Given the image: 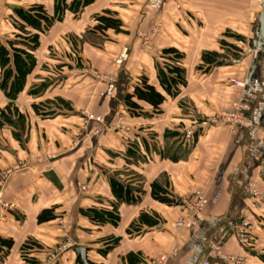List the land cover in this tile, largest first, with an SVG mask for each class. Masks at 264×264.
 Here are the masks:
<instances>
[{"label":"crops","instance_id":"0c3cea01","mask_svg":"<svg viewBox=\"0 0 264 264\" xmlns=\"http://www.w3.org/2000/svg\"><path fill=\"white\" fill-rule=\"evenodd\" d=\"M73 1L0 0L5 48L36 34L17 11L39 5L53 19L22 91L11 100L0 88V114L12 117L0 124V237L13 243L3 264H81L79 248L86 264H149L162 255L168 264H264V205L252 197L264 191V47L252 45L264 0H93L78 12ZM104 12L117 31L93 30ZM154 28L146 51L139 33ZM167 64L180 66L183 80L172 94L161 86L178 79ZM141 76L165 100L156 111L140 103L145 115L132 117L124 97ZM235 101L253 127H198ZM154 182L172 203L152 199ZM194 192L207 197L206 208L175 227L188 219ZM112 205L116 225L91 219ZM46 209L55 218L39 224ZM243 218L253 224L252 247L236 236ZM237 257L243 263L230 260Z\"/></svg>","mask_w":264,"mask_h":264},{"label":"trees","instance_id":"16d2710c","mask_svg":"<svg viewBox=\"0 0 264 264\" xmlns=\"http://www.w3.org/2000/svg\"><path fill=\"white\" fill-rule=\"evenodd\" d=\"M93 0H74L72 2L71 8L74 9V12H78L81 8H84L92 3ZM19 18L25 23V25L34 31L36 34L31 35H18L16 38L19 40L21 47H14V43L10 42L8 48L0 46V69H1V81L0 88L4 95L8 99H15L16 96L22 91L24 83L27 76H29L34 69L35 61L32 56L39 46V34L45 33L53 23V19L46 16L43 7L39 5H33L26 11L19 10L17 11ZM96 25L94 31L101 32L102 30L112 29L117 31L120 23L113 18L109 12H104L102 15L94 17ZM214 55L206 53L203 55V61L208 64L213 62ZM169 73L175 72V75L178 77L177 80H171L165 77L161 80V86L168 94H172V88L174 85L183 83L181 71L179 69H170ZM164 97L148 83L147 78L141 76L138 78L137 82L132 86L130 93L126 94L124 97V106L126 111L132 117L144 116L143 109L139 105L143 103L150 106L153 110H158L159 107L164 102ZM35 110L37 111V106L34 105ZM11 114L1 112L0 114V124L4 121L5 123H10ZM2 120V121H1ZM0 125V126H1ZM115 195H119L115 188L113 187ZM121 191L126 192L124 188H121ZM130 193V190L127 191ZM151 197L155 201L160 203L169 204L173 201L168 198L167 191L161 187L157 182L151 184ZM91 219L98 223H110L116 225L119 220V215L117 212V207L112 205L111 211L99 210L93 211L91 213ZM55 214L54 209H46L39 213L37 216V222L39 224L49 222L54 220ZM13 246V243L9 239H3L0 237V256L5 258L7 251H9Z\"/></svg>","mask_w":264,"mask_h":264},{"label":"built area","instance_id":"2783aa9c","mask_svg":"<svg viewBox=\"0 0 264 264\" xmlns=\"http://www.w3.org/2000/svg\"><path fill=\"white\" fill-rule=\"evenodd\" d=\"M158 33V28L152 29L150 32H142L141 38L143 45L148 49L151 50L152 42L154 41L155 36ZM106 79V78H105ZM104 79V80H105ZM108 80V79H107ZM231 84L237 86V87H244L245 82L244 81H238L236 79H230L229 81ZM246 109V106L242 104L239 101H235L232 103L231 107L229 109L220 110L217 112L213 117H211L208 120L200 121L198 123V127H206L208 125H229L231 127H235L237 125H242L246 127H253L254 124L251 120L246 119L242 116V111ZM89 120H92L96 123H101V118L99 116L90 114L88 116ZM120 125L116 124L114 126V129H118ZM100 128H96L92 131V135H99L101 133ZM21 166L18 165L15 167V169L20 168ZM8 174V173H7ZM85 190L84 188H82ZM252 197L255 198L259 203H262L264 205V191L261 192H252ZM208 204V199L206 196L202 195L199 192H194L192 201L186 204V209L189 212L188 219H179L177 220L173 225L178 228H185L191 224L194 223V218L201 214L204 209L206 208ZM255 204V202H254ZM4 208H10L8 204H3ZM243 225L241 228H237V237H239V240L242 242L243 245L249 244V237H250V229H247L249 221H247V218H243L242 221ZM213 255H219L220 250L219 248L214 249L212 252ZM54 258V257H51ZM149 264H168V258L164 255L157 257L156 259L152 260ZM203 264H209L207 261H205Z\"/></svg>","mask_w":264,"mask_h":264},{"label":"water","instance_id":"95a60500","mask_svg":"<svg viewBox=\"0 0 264 264\" xmlns=\"http://www.w3.org/2000/svg\"><path fill=\"white\" fill-rule=\"evenodd\" d=\"M13 8L16 9L17 7H13ZM261 8H262V11L259 14L258 23H257L256 30H255L256 37L252 43L254 47L256 46L264 47V3ZM86 252H87V249H84V248H79L75 250L76 256L80 259L81 264H86V260H85Z\"/></svg>","mask_w":264,"mask_h":264},{"label":"rangeland","instance_id":"374dc122","mask_svg":"<svg viewBox=\"0 0 264 264\" xmlns=\"http://www.w3.org/2000/svg\"><path fill=\"white\" fill-rule=\"evenodd\" d=\"M142 33V32H141ZM141 33H139V38H140V40H141V43H142V47L146 50V51H152L153 50V42H152V45H151V50H148L144 45H143V42H142V38H141ZM172 67V68H174V69H179L180 68V66H176V64H174L173 66H170V65H168L167 64V66L166 65H164V67L165 68H167V67ZM98 78H100V77H97V79ZM108 79V78H107ZM107 79H105V80H103V82H109V79L107 80ZM98 81H99V79H98ZM100 82V81H99ZM94 115V114H93ZM97 116V115H96ZM98 128V127H97ZM96 128H94V129H92V131L93 130H95ZM101 129V128H100ZM102 130V129H101ZM105 130V129H104ZM106 130H110V129H106ZM243 221V219H241L240 220V222H239V224H238V227L239 228H241L242 227V222ZM247 221H249L250 222V220L247 218ZM249 228H251L249 231L250 232H252V229H253V224L250 222V223H248V225H247V229H249ZM251 234V233H250ZM236 236H237V233H236ZM238 238V240H239V237H237ZM240 241V240H239ZM240 244L243 246V247H252V244H253V241H251L250 240V237H249V244L248 245H243L242 244V242L240 241ZM259 257H258V260L260 261V262H264V252L262 253V254H260L259 253V255H258ZM30 259V258H29ZM231 261H233V262H235V263H243V259L241 258L240 259V257H237L236 259L235 258H232V259H230ZM258 261V262H259ZM3 262H4V257L2 256H0V264H3ZM256 262V261H255ZM245 263V262H244ZM253 264V263H252ZM257 264H259V263H257Z\"/></svg>","mask_w":264,"mask_h":264}]
</instances>
